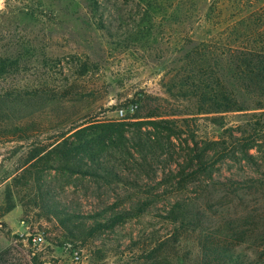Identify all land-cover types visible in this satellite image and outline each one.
Returning a JSON list of instances; mask_svg holds the SVG:
<instances>
[{
    "label": "rangeland",
    "instance_id": "374dc122",
    "mask_svg": "<svg viewBox=\"0 0 264 264\" xmlns=\"http://www.w3.org/2000/svg\"><path fill=\"white\" fill-rule=\"evenodd\" d=\"M259 20L264 0H0V264H264V121L249 162L185 175L196 144L248 137L262 112L201 111L198 45L254 38ZM80 137L93 157L65 158ZM179 202L207 230L168 220Z\"/></svg>",
    "mask_w": 264,
    "mask_h": 264
},
{
    "label": "trees",
    "instance_id": "16d2710c",
    "mask_svg": "<svg viewBox=\"0 0 264 264\" xmlns=\"http://www.w3.org/2000/svg\"><path fill=\"white\" fill-rule=\"evenodd\" d=\"M146 15L150 16V13L146 11ZM103 20L102 16L98 18ZM244 25V23H242ZM248 28V27H247ZM264 20H259L254 25V33H259L254 38L248 39L246 37L233 38L229 36L223 41L211 40L208 43L202 41L199 43V57L202 62L211 60L213 66L211 67V75L203 69V77L205 80L212 81L210 86L208 81H205L204 89L201 95V111H205L206 114L216 113H231V112H249V111H262L260 113L253 114L252 117H256L259 121L253 126L254 132L248 137L237 139L234 143L233 139L222 140H210L203 142V145L199 147L196 144V148L192 149L187 159L186 168L191 169V173H187V177L201 178L203 177L202 184L208 180L213 181L212 173L217 163L230 159H237L239 162L243 160L250 161L252 159L250 150L258 148L260 146L258 139L260 135L258 133L263 130L260 127V121H264ZM207 69V68H206ZM209 69V68H208ZM240 90L245 94H249L250 97H257L259 101L255 106L247 104L246 102L240 103L237 99L236 92ZM159 115V114H158ZM162 116V115H160ZM154 115V117H160ZM222 119H220L221 121ZM214 121H218L215 119ZM167 130L170 135H175V128L162 127ZM119 130H109L107 138L110 140L115 133ZM121 132L119 133V135ZM246 134V131H244ZM162 135V134H158ZM61 137H64L62 135ZM99 139H105L103 135L97 136ZM105 137V138H106ZM106 138V140H107ZM231 138V135H230ZM78 144H71V151L67 153L65 158H69L74 153H80L84 151L94 155L93 144L95 140H89L86 137L78 140ZM229 142L231 147L229 148ZM239 154V157L236 156ZM35 157V156H34ZM32 157V158H34ZM97 160L93 159L92 161ZM50 160H48L49 162ZM59 164V163H58ZM223 164V163H222ZM60 165V164H59ZM70 167V165H68ZM80 171V170H79ZM186 172V169L184 173ZM230 180V179H229ZM228 183H222L221 185L228 189L233 194H237L239 191L246 189L248 185L247 181L238 182L236 180H230ZM189 205L184 202L176 203L168 211L167 219L173 223L180 224V228H192L193 230L203 231L205 226L209 224V217L205 216V209L196 210V214L189 210ZM204 214V215H203ZM207 215V214H206ZM121 218L109 219L106 223L99 225L100 227L114 226ZM207 230V229H206ZM204 233H201V235ZM204 250H208L207 244L210 243V239L206 236V239H201ZM200 240V241H201ZM215 245L210 246L209 248ZM217 247V246H216ZM204 252V257H207V252ZM211 252V251H210ZM218 252L216 249L214 253ZM212 253V252H211Z\"/></svg>",
    "mask_w": 264,
    "mask_h": 264
},
{
    "label": "built area",
    "instance_id": "2783aa9c",
    "mask_svg": "<svg viewBox=\"0 0 264 264\" xmlns=\"http://www.w3.org/2000/svg\"><path fill=\"white\" fill-rule=\"evenodd\" d=\"M119 115L121 117H124L126 114H125V111L124 110H120L119 111ZM30 239H31V243L34 245V246H39L41 245L45 239L44 237L41 235V234H36L35 236H30ZM80 262V257L78 255H75L73 258H72V262L71 264H77Z\"/></svg>",
    "mask_w": 264,
    "mask_h": 264
}]
</instances>
